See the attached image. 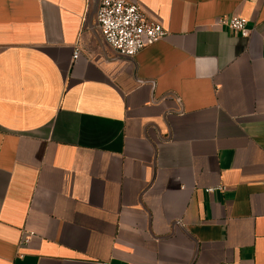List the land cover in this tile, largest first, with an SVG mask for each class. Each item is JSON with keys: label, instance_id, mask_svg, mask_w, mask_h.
<instances>
[{"label": "crops", "instance_id": "crops-1", "mask_svg": "<svg viewBox=\"0 0 264 264\" xmlns=\"http://www.w3.org/2000/svg\"><path fill=\"white\" fill-rule=\"evenodd\" d=\"M128 1L133 60L99 0H0V264H264V0Z\"/></svg>", "mask_w": 264, "mask_h": 264}, {"label": "built area", "instance_id": "built-area-1", "mask_svg": "<svg viewBox=\"0 0 264 264\" xmlns=\"http://www.w3.org/2000/svg\"><path fill=\"white\" fill-rule=\"evenodd\" d=\"M96 28L101 33L105 45L116 56L133 60L142 50L165 39L166 30L160 22L150 21L143 8L128 0H99L96 12ZM217 25L228 28L242 38H248L251 31L245 18L232 16L219 18ZM81 54L74 51V59ZM224 187L209 188L208 193ZM29 238L24 239V243Z\"/></svg>", "mask_w": 264, "mask_h": 264}, {"label": "water", "instance_id": "water-1", "mask_svg": "<svg viewBox=\"0 0 264 264\" xmlns=\"http://www.w3.org/2000/svg\"><path fill=\"white\" fill-rule=\"evenodd\" d=\"M117 57H119V56H117ZM119 58L126 59V58H123V57H119ZM127 60H129V59H127Z\"/></svg>", "mask_w": 264, "mask_h": 264}]
</instances>
